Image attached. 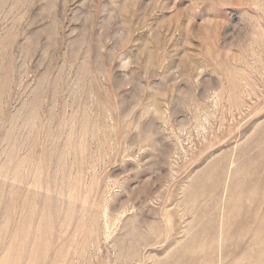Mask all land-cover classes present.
I'll return each instance as SVG.
<instances>
[{
    "label": "rangeland",
    "instance_id": "obj_1",
    "mask_svg": "<svg viewBox=\"0 0 264 264\" xmlns=\"http://www.w3.org/2000/svg\"><path fill=\"white\" fill-rule=\"evenodd\" d=\"M0 264H264V0H0Z\"/></svg>",
    "mask_w": 264,
    "mask_h": 264
}]
</instances>
